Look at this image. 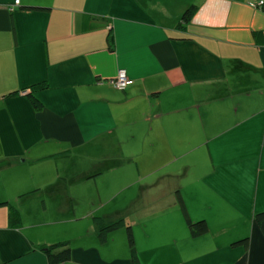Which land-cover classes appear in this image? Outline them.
<instances>
[{
    "label": "crops",
    "instance_id": "1",
    "mask_svg": "<svg viewBox=\"0 0 264 264\" xmlns=\"http://www.w3.org/2000/svg\"><path fill=\"white\" fill-rule=\"evenodd\" d=\"M260 1L0 0V264H264Z\"/></svg>",
    "mask_w": 264,
    "mask_h": 264
},
{
    "label": "trees",
    "instance_id": "2",
    "mask_svg": "<svg viewBox=\"0 0 264 264\" xmlns=\"http://www.w3.org/2000/svg\"><path fill=\"white\" fill-rule=\"evenodd\" d=\"M30 8H39V7H30ZM196 8H197L196 4H191L189 7H187L184 10V12L181 14L177 26L185 27V25L192 18L194 12L196 11ZM45 87H46L45 84L36 85L32 88L31 92H34V90L36 89H41ZM29 96L33 106L35 108H39L40 102L37 100V98H35L32 93H29ZM178 205L185 217L189 231L192 236H197L207 231L208 227L204 220L191 221V219L188 216V212L186 210L185 204L180 196H178ZM256 219L257 221L263 220L264 212L258 214L256 216ZM94 220L98 224V229H99L98 236L101 242H104L106 240V236L109 231L125 226L127 228V241H128L129 253L132 264H139L132 232L130 230L129 225H126V222L123 218H119L109 222H105L104 219L101 217H94ZM9 221L11 225L19 224V217L15 210L10 211ZM44 250L47 255L49 264H63L70 258V247L66 242L49 245L45 247Z\"/></svg>",
    "mask_w": 264,
    "mask_h": 264
},
{
    "label": "built area",
    "instance_id": "3",
    "mask_svg": "<svg viewBox=\"0 0 264 264\" xmlns=\"http://www.w3.org/2000/svg\"><path fill=\"white\" fill-rule=\"evenodd\" d=\"M259 3L263 4V1L261 0ZM108 83L117 90H124L129 83L126 71L124 69H119L115 76L108 80Z\"/></svg>",
    "mask_w": 264,
    "mask_h": 264
}]
</instances>
